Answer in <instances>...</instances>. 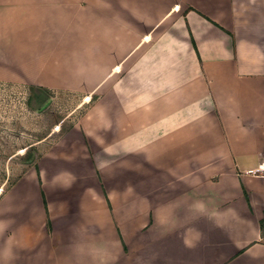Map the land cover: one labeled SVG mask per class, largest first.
Wrapping results in <instances>:
<instances>
[{
	"label": "crops",
	"instance_id": "1",
	"mask_svg": "<svg viewBox=\"0 0 264 264\" xmlns=\"http://www.w3.org/2000/svg\"><path fill=\"white\" fill-rule=\"evenodd\" d=\"M9 66L95 99L0 198V264H264V0H0Z\"/></svg>",
	"mask_w": 264,
	"mask_h": 264
},
{
	"label": "rangeland",
	"instance_id": "2",
	"mask_svg": "<svg viewBox=\"0 0 264 264\" xmlns=\"http://www.w3.org/2000/svg\"><path fill=\"white\" fill-rule=\"evenodd\" d=\"M5 73L0 80V198L29 167H37L38 159L95 99L93 94L87 98L86 93L37 86L34 79L44 72L33 81L12 66Z\"/></svg>",
	"mask_w": 264,
	"mask_h": 264
},
{
	"label": "built area",
	"instance_id": "3",
	"mask_svg": "<svg viewBox=\"0 0 264 264\" xmlns=\"http://www.w3.org/2000/svg\"><path fill=\"white\" fill-rule=\"evenodd\" d=\"M260 169L264 170V168H262V167Z\"/></svg>",
	"mask_w": 264,
	"mask_h": 264
}]
</instances>
